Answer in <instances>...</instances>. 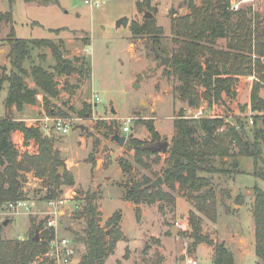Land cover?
Masks as SVG:
<instances>
[{"label":"rangeland","instance_id":"1","mask_svg":"<svg viewBox=\"0 0 264 264\" xmlns=\"http://www.w3.org/2000/svg\"><path fill=\"white\" fill-rule=\"evenodd\" d=\"M85 1L15 0L10 7L7 0H0V15L11 9L13 18L12 22L6 18L0 21V80L11 70L6 42L11 27L20 39L52 40L58 44L65 58H84L90 69L89 75L83 77L56 75L50 50L34 48L30 60L24 64L29 73L25 85L35 88L30 69L32 65L40 66L53 74L58 96L50 98L46 105L43 104V94L38 91L35 104L26 105L20 111L15 108L6 111L7 83H3L0 119L8 112L12 119L38 129V120L47 115L63 120L68 126L66 135L53 133L49 139L64 162L59 174L66 170L74 182L73 186H62L63 192L58 197L66 203L56 232L72 241L77 260L85 252V245L76 241V236L84 235L85 222L81 212L85 205L84 197L90 193L95 196L93 203L100 212L101 228H106L114 213L121 214L119 227L123 237L105 264H188L187 257L197 264H214L212 246L201 244L189 251L191 241L187 236L191 228L188 220L190 212L195 210L183 191L170 192L172 200L157 201L152 205L142 203L136 207L124 200L125 192L133 182H141L145 178L154 181L161 177L165 153L159 152L158 156L145 160L149 166L146 168L135 163L134 151L126 148V142L119 147L110 140V136L114 129L120 131L124 120L130 118L131 131L124 136L149 140L147 125L150 123L159 140L170 145L176 134L175 120L183 115L193 119L219 116L231 125L235 124L234 119L238 116L252 138L251 121L257 113L250 109V93L257 78L255 74L240 77L235 85L236 96L226 105L209 106L200 101L198 107H191L188 101L179 98L177 90L181 83L167 73L152 52V41L157 38L168 56L180 48L181 42L174 40L171 16L189 14V0H151L148 3L146 0H92L100 2L97 8L85 4ZM192 1L199 6L202 0ZM155 8L156 11L153 10ZM143 9L153 13L155 25L162 29L160 36L153 37L141 31L132 33V24L142 26L144 23ZM241 10L254 17L256 30L264 28V0H250L242 5ZM215 13L222 20L219 7L215 8ZM122 17L128 18L125 28L116 25ZM235 20L233 15V24ZM229 36L230 33L218 38L215 48L226 50ZM138 75L142 80L139 87L134 88ZM66 82L72 87L71 92L65 89ZM260 95H264V84ZM95 96L99 98L98 102H95ZM88 106L90 112L87 111ZM40 112L42 116L38 115ZM260 116L264 120V115ZM261 121H257L258 127ZM19 136L17 132L11 135L15 147L34 153V147L22 149ZM26 146L29 147L28 144ZM261 150L264 154V145H261ZM236 161L241 174L213 177L217 187V220L212 222L203 217V233L214 241L223 242L232 251L235 264H257L251 208L253 188L257 186L264 191V180L253 173L259 171L263 164L255 167L249 157H237ZM126 165L130 168L127 166L123 170ZM218 165L216 162L215 166ZM21 185L25 198L36 203L34 212L38 214L0 216V221L6 222L2 229L4 239L25 238L31 228L30 217L36 220L43 218L39 214L45 210L46 188L42 181L28 173L21 177ZM161 187L168 192L164 185ZM173 228L175 235L172 234Z\"/></svg>","mask_w":264,"mask_h":264},{"label":"trees","instance_id":"2","mask_svg":"<svg viewBox=\"0 0 264 264\" xmlns=\"http://www.w3.org/2000/svg\"><path fill=\"white\" fill-rule=\"evenodd\" d=\"M7 1L10 7L15 2ZM146 1L148 3L151 0ZM229 5L230 0H202L199 6L189 0V14L171 16L174 40H179L181 46L170 54V64L166 71L181 83L177 90L179 98L188 101L191 107H198L200 101L209 106L232 102L236 96L235 85L238 79L255 74L257 81L253 83L250 93V109L257 113L253 116L250 132L252 138L238 116L234 119L235 124L231 125L219 116L193 119L181 115L175 120L176 134L164 154L165 166L160 174L168 192L162 187L148 189L147 185L152 180L145 178L141 182H133L124 195V200L138 207L142 203L152 205L157 201L172 200L170 192L177 189L183 191L195 210L190 212L188 220L191 228V233L187 236L191 241L189 251L201 244L212 246L214 264H235L232 251L223 242L214 241L203 233V217L212 222L217 220V187L214 185V175L241 174L237 157H249L255 167L259 163L264 166V154L261 150V145H264V120L260 116L264 115V95H260L264 84V28L256 30L253 26L254 17L248 16L243 10L231 12ZM216 7L222 10V20L215 13ZM233 15L236 16L234 24ZM5 18L12 22L11 9L0 15V21ZM131 31L134 34L141 31L153 37L162 34V29L155 25L153 19H144L142 26L132 24ZM229 33L227 49H216V40ZM6 42L9 45L7 59L11 70L8 76L0 80V89L3 83H7L4 101L6 111L12 107L20 111L26 105L35 104L39 92L43 94V104L46 105L50 98L56 99L58 96L53 74L40 66L32 65L30 69L35 88L30 89L25 85L24 81L29 73L24 64L30 60L34 48L50 50L56 75L70 77L75 74L83 77L90 73L88 62L84 58H65L58 44L50 39H20L15 36L11 27ZM152 45L160 54L166 55L160 46V39H154ZM65 89L71 92L72 87L68 82L65 83ZM87 111L90 112V108ZM261 119V126L258 127L256 123ZM147 129L149 140L140 141L128 136L125 144L126 148L134 151L135 163L146 168L149 166L145 160L158 156L159 152L153 148L162 143L150 123ZM14 132L22 134L23 145L29 141L34 142L37 152L30 153L16 148L11 140ZM53 144L39 129L12 119L8 112L0 119V207L25 199L21 185L24 174L32 173L42 181L46 188L44 201L58 199L63 192L62 186H73V179L66 170L58 174V169L64 166V162ZM216 162L219 163L218 167H222H216ZM127 166L130 168L126 165L123 170ZM263 166L259 168L260 172L255 171L253 175L264 180ZM188 193L192 196L188 197ZM84 199L85 205L81 212L85 222L84 235L76 236V241L85 245L79 264H105L123 237L119 227L121 214L114 213L108 219L106 228H101L100 212L93 203L94 194L87 193ZM251 216L254 222V253L257 264H264V191L257 186L253 188ZM45 221L30 217V232L23 239H4V225L0 221V264H30L36 256L45 253L54 236L52 229H45ZM36 233L39 239L34 241Z\"/></svg>","mask_w":264,"mask_h":264},{"label":"built area","instance_id":"3","mask_svg":"<svg viewBox=\"0 0 264 264\" xmlns=\"http://www.w3.org/2000/svg\"><path fill=\"white\" fill-rule=\"evenodd\" d=\"M250 0H230L229 10L231 12H238L241 10L243 4L248 3ZM85 4L91 7H99V1L86 0ZM99 98L95 96V102H98ZM132 119L127 118L123 122V126L120 129L122 135L128 134L131 131ZM253 124V121H251ZM39 131L44 137H51L52 134L57 133L66 135L69 132L68 126L61 119L54 118L52 116L44 115L38 120ZM222 130V129H221ZM66 203L64 199H50L45 201V210L42 213V219H45V229H52L54 236L50 240L47 250L43 254L36 256L30 264H79L80 260H77L76 252L73 247V243L67 237L57 235V222L63 215V206ZM35 202L30 199H19L17 202L7 203L0 207V216H14L19 213L36 215L38 212H34ZM63 209V210H62ZM178 225V224H177ZM188 264H197L193 259L186 258Z\"/></svg>","mask_w":264,"mask_h":264},{"label":"water","instance_id":"4","mask_svg":"<svg viewBox=\"0 0 264 264\" xmlns=\"http://www.w3.org/2000/svg\"><path fill=\"white\" fill-rule=\"evenodd\" d=\"M155 11L157 10L156 8L154 9ZM154 15L151 12L145 11L143 13V19L146 20H150L153 19ZM128 23V18L127 17H122L121 19L118 20L117 22V27L122 26L123 28H125L127 26ZM153 54L155 55V57L160 61V63L165 67L168 68L169 63H170V58L169 57H165L163 55H161L157 49L155 47H153L152 49ZM142 80V76L138 75L137 76V81L136 84L133 86L134 88H138L139 87V82ZM87 131V129H85ZM127 137L124 135H119L118 131H114L113 135L110 137V140L115 142L119 147H122L125 142H126ZM168 142H162L160 143L158 146H156L155 148H153L154 151L156 152H161V153H166L167 149H168ZM106 146H104L103 149H105ZM62 168L58 169V174L60 173V171H62ZM163 186V179L161 177H158L156 180L152 181L149 185H147L148 189H152V188H158ZM191 195V193H188V197ZM3 225H6V222H3ZM172 234L175 235V228L172 229ZM39 239L38 233L35 234L33 240L37 241Z\"/></svg>","mask_w":264,"mask_h":264},{"label":"crops","instance_id":"5","mask_svg":"<svg viewBox=\"0 0 264 264\" xmlns=\"http://www.w3.org/2000/svg\"><path fill=\"white\" fill-rule=\"evenodd\" d=\"M14 107H12L11 109H9L10 111L13 109ZM38 115L39 116H42V112H40V113H38ZM26 126H28V125H26ZM29 127V126H28ZM18 133V135H20L19 137H20V144H21V146H22V149L24 148V149H27V148H33L34 147V153H36L37 152V146L34 144V142H32V141H29L27 144L29 145V147L28 146H26V145H23V137H22V134L21 133H19V132H17ZM32 174V173H31Z\"/></svg>","mask_w":264,"mask_h":264},{"label":"flooded vegetation","instance_id":"6","mask_svg":"<svg viewBox=\"0 0 264 264\" xmlns=\"http://www.w3.org/2000/svg\"><path fill=\"white\" fill-rule=\"evenodd\" d=\"M161 55H162V54H161ZM154 56H155V55H154ZM163 56H165V57H169V58H170V56H168V55H163ZM159 62H160V61H159ZM169 64H170V63H169ZM168 67H169V66H168ZM166 69H168V68H166ZM115 130L118 131L117 129H114L113 132H114ZM118 133H119V135H122L120 131H118ZM103 134H104L105 136H107V133H103ZM110 137H111V136H110Z\"/></svg>","mask_w":264,"mask_h":264}]
</instances>
